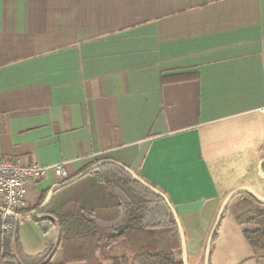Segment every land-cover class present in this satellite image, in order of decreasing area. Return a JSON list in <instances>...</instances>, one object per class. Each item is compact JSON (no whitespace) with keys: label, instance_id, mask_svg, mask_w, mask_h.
<instances>
[{"label":"crops","instance_id":"crops-1","mask_svg":"<svg viewBox=\"0 0 264 264\" xmlns=\"http://www.w3.org/2000/svg\"><path fill=\"white\" fill-rule=\"evenodd\" d=\"M263 105L264 0H0V158L130 168L177 210L190 264L231 192L264 197ZM58 183H30L28 209ZM18 220L25 254L57 244ZM210 264H264L231 212Z\"/></svg>","mask_w":264,"mask_h":264},{"label":"trees","instance_id":"trees-1","mask_svg":"<svg viewBox=\"0 0 264 264\" xmlns=\"http://www.w3.org/2000/svg\"><path fill=\"white\" fill-rule=\"evenodd\" d=\"M49 191L36 207L19 212L23 219L40 207ZM228 212L244 228L252 248L264 252V204L244 193L234 199ZM30 218L44 233L58 229L56 253L47 261L56 247L52 244L44 253L25 254L19 220L7 216L5 222L12 228L6 232L0 212V264H183L179 229L167 204L114 164L61 188L44 211Z\"/></svg>","mask_w":264,"mask_h":264},{"label":"water","instance_id":"water-1","mask_svg":"<svg viewBox=\"0 0 264 264\" xmlns=\"http://www.w3.org/2000/svg\"><path fill=\"white\" fill-rule=\"evenodd\" d=\"M105 164H114L117 165L118 167L122 168L124 171H126L134 180H136L138 183L142 184L144 187H146L147 189H149L150 191H152L153 193H155L156 195H158L159 197H161L163 199V201L167 204V206L169 207V209L171 210L178 229H179V234H180V238H181V242H182V255H183V264H190L189 263V255H188V248H187V242H186V235H185V231L183 228V225L181 223V220L179 218L178 212L177 210L174 208V206L172 205L171 201L169 200V198L167 197V195H165L162 191H160L159 189L151 186L150 184H148L144 179H142L141 177H139L133 170H131L130 168L116 162L113 160H104V161H100L97 164H94L93 166L89 167L88 169H86L85 171H83L82 173H80L79 175H77L76 177L62 182V183H58L55 184L49 191L45 201L40 205V207H38L36 210L28 213V217L33 216V215H37L39 213H41L42 211H44L53 201L54 195L55 193L60 190L61 188L68 186L74 182H76L77 180L81 179L82 177H84L85 175H87L88 173H90L91 171L98 169L99 167L105 165ZM258 171H259V176L264 180V160H262L259 164L258 167ZM244 193H248L251 194L252 196H254L259 202L264 204V197H262L255 189L251 188V187H242L240 189H237L233 192H231L223 201L221 208L219 210V213L217 215L216 221L214 223V226L211 230V233L209 235V239L207 242V246H206V251H205V261L204 264H210V259H211V253H212V248H213V244L215 241V237L218 233V230L223 222V219L225 217V214L230 206V204L234 201V199ZM0 212H2L3 214L7 215L8 217H12V218H16V219H21L24 217V214H19V213H14L11 211H7L3 208H0ZM60 243V237L59 240L56 244V247L53 251V253L48 257L47 261H50L52 259V257L54 256V254L56 253V250L59 246Z\"/></svg>","mask_w":264,"mask_h":264},{"label":"built area","instance_id":"built-area-1","mask_svg":"<svg viewBox=\"0 0 264 264\" xmlns=\"http://www.w3.org/2000/svg\"><path fill=\"white\" fill-rule=\"evenodd\" d=\"M264 115V105L259 109ZM53 172L62 182L69 178L64 164L43 166L35 161L26 165L19 158H0V208L14 213L28 209L27 192L30 183L44 180ZM3 230L8 232L12 225L5 222Z\"/></svg>","mask_w":264,"mask_h":264},{"label":"rangeland","instance_id":"rangeland-1","mask_svg":"<svg viewBox=\"0 0 264 264\" xmlns=\"http://www.w3.org/2000/svg\"><path fill=\"white\" fill-rule=\"evenodd\" d=\"M44 235V234H43ZM41 237V236H40ZM23 238L29 243V241H31V239L33 240V237L32 238H30V239H27V235H26V232L25 233H23ZM34 243H35V240H36V242H40V240H39V238H36L35 236H34Z\"/></svg>","mask_w":264,"mask_h":264}]
</instances>
